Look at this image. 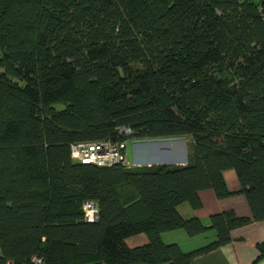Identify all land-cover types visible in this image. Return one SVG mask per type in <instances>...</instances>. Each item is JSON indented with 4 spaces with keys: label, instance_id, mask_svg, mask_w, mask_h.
Returning a JSON list of instances; mask_svg holds the SVG:
<instances>
[{
    "label": "trees",
    "instance_id": "obj_1",
    "mask_svg": "<svg viewBox=\"0 0 264 264\" xmlns=\"http://www.w3.org/2000/svg\"><path fill=\"white\" fill-rule=\"evenodd\" d=\"M181 137L184 164L70 154ZM203 189L242 194L251 215L183 218L177 206L200 207ZM263 220L264 0H0V264H190ZM175 229L216 238L183 252L161 239ZM139 233L147 243L129 247Z\"/></svg>",
    "mask_w": 264,
    "mask_h": 264
},
{
    "label": "crops",
    "instance_id": "obj_2",
    "mask_svg": "<svg viewBox=\"0 0 264 264\" xmlns=\"http://www.w3.org/2000/svg\"><path fill=\"white\" fill-rule=\"evenodd\" d=\"M141 164L139 159H133ZM186 159L174 164H184ZM172 164V163H167ZM146 165H151L147 163ZM227 188L237 192L240 185L235 172L231 169L223 172ZM200 207L192 208L188 203L177 206L179 214L185 218H197L204 226H209L210 216L222 211L231 210L237 216L251 215L248 204L242 194L234 193L226 198H217L211 189H203L197 193ZM215 232L211 229L197 235H189L183 229L166 231L161 234L165 244L175 243L183 252H189L215 240ZM232 241L224 246L197 256L190 264H264V256H259L257 245L264 242V220L256 221L231 231ZM129 247L141 246L147 243V237L139 233L126 238Z\"/></svg>",
    "mask_w": 264,
    "mask_h": 264
},
{
    "label": "built area",
    "instance_id": "obj_3",
    "mask_svg": "<svg viewBox=\"0 0 264 264\" xmlns=\"http://www.w3.org/2000/svg\"><path fill=\"white\" fill-rule=\"evenodd\" d=\"M123 134H129V129L120 130ZM126 142L111 140L103 141H81L70 145L71 157L84 164H94L97 166H110L117 163H124L133 166L126 155ZM83 211L87 221H93L97 217V207L93 202L83 204ZM4 264H25L7 259ZM29 264H41V259L35 255L31 256Z\"/></svg>",
    "mask_w": 264,
    "mask_h": 264
},
{
    "label": "rangeland",
    "instance_id": "obj_4",
    "mask_svg": "<svg viewBox=\"0 0 264 264\" xmlns=\"http://www.w3.org/2000/svg\"><path fill=\"white\" fill-rule=\"evenodd\" d=\"M189 137L165 138L150 141H128L126 155L133 166L141 164L178 163L187 159Z\"/></svg>",
    "mask_w": 264,
    "mask_h": 264
}]
</instances>
